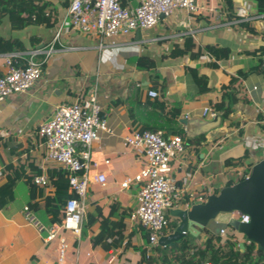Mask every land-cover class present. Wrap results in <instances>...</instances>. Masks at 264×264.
<instances>
[{
	"label": "crops",
	"instance_id": "crops-1",
	"mask_svg": "<svg viewBox=\"0 0 264 264\" xmlns=\"http://www.w3.org/2000/svg\"><path fill=\"white\" fill-rule=\"evenodd\" d=\"M43 1L49 4L46 11H50L54 21L52 27L29 24L17 30L5 17L0 23V36L20 40L25 51L52 43L71 0ZM122 1L136 4V0ZM232 2L240 18L233 22L224 20L226 12L222 0H200L198 13L177 11L153 29L140 31V34L134 31L126 36L100 40L93 35L64 31L42 66L41 78L26 92L0 103L2 186L5 183L2 171L9 164L17 166L21 174L28 177L32 173L48 177L58 167L45 159L44 145L37 134L38 126L51 117L55 107L71 104L79 93L95 90L101 117L106 120L111 133L100 132L99 140L92 144V158L98 163L92 174L103 173L106 183L104 186L92 184L88 190L86 215L79 238L66 234L72 245L71 251L78 250L79 263L140 264L139 249L148 250L146 230L130 218L137 208L139 184L130 181L127 187L121 186L139 172L142 157L125 146L124 138L137 129L155 127L168 139L177 135L175 132L184 131L180 119H207L202 116V110L220 101V88L228 84L230 76L258 64V58L245 52L264 43V14L258 13L255 0ZM240 22H251L257 34L236 29ZM186 38H190L196 47L216 45L226 48L230 51L229 57L219 62L216 69L206 67L205 59H190L189 54L170 58L174 46L180 47ZM3 55L0 54V75L4 71ZM141 58L145 59V65L152 62L154 67H139ZM190 68L199 69L200 74L207 77L211 88L208 93L198 95L197 86L188 74ZM239 85L240 95L248 102L234 105L227 123L222 120L221 127L195 137L185 133L184 151L171 162V176L185 190L182 200L173 209H185L198 203L199 197L207 199L217 195L223 188L240 182L249 166L264 158V119L259 118L260 112L264 115V77L252 73L241 78ZM149 91L156 92L157 97H149ZM153 100L165 102L168 109L179 113V117L168 121L166 115L150 105ZM105 159L109 160L108 165L103 164ZM237 159H243L244 164L226 165L227 161ZM26 183V178L18 180L13 187V200L5 206L0 205V264H53L56 245L44 242L23 218L30 191ZM44 189L46 193L52 191L49 185ZM115 201L126 216L122 243L117 249L108 251L99 246L92 247L90 239L101 228L97 210L106 218ZM89 203L92 207L88 206ZM90 211L92 219H96L92 225L88 223ZM35 214L44 225L51 224L43 211ZM232 217L237 218V215ZM169 220L163 236L171 234L178 225V219L170 213ZM220 229H225L226 237L219 235ZM228 234L238 237L242 252L250 243L230 226L209 221L195 236L186 235L165 247L153 246L149 254L151 264H211L210 255L205 251L206 241L212 239L217 246V239H226ZM183 240H188L190 247L181 249ZM222 251L227 252L226 248ZM241 262L231 263L228 258L218 261L219 264Z\"/></svg>",
	"mask_w": 264,
	"mask_h": 264
},
{
	"label": "built area",
	"instance_id": "built-area-1",
	"mask_svg": "<svg viewBox=\"0 0 264 264\" xmlns=\"http://www.w3.org/2000/svg\"><path fill=\"white\" fill-rule=\"evenodd\" d=\"M123 3L122 0H71L52 43L29 51L4 54L0 103L26 92L41 78L42 66L64 31L73 30L103 40L126 36L134 31L151 30L177 11L196 14L200 10V0H136L135 5ZM148 96L155 98L157 93L149 91ZM202 116L210 120L217 113L206 107ZM100 132L110 134L111 130L101 117L95 90L79 93L73 103L55 107L51 117L38 126L37 134L44 145L45 159L68 172V192L72 195L60 211L59 222L47 226L29 207L23 208L25 222L43 237L44 242L56 245L53 264H81L78 262V250L71 251L72 245L66 234L79 238L86 215L88 190L92 184L104 186L106 183L103 173L92 174V170L98 167L92 158V144L99 140ZM124 144L142 157L139 172L121 186L127 187L130 181L139 184L137 208L130 218L146 230L147 252H150L169 226V211L182 200L185 192L171 176V162L184 151V140L180 135L165 139L159 131L143 130L132 131L124 138ZM103 164L108 165L109 160L105 159ZM244 174L245 178L249 175L247 172ZM32 182L43 188L49 184L45 174L33 176ZM205 201L204 197L198 198L199 203ZM237 219L241 223L249 222L248 215L237 216ZM219 235L226 237L225 229H220ZM261 264H264V259Z\"/></svg>",
	"mask_w": 264,
	"mask_h": 264
},
{
	"label": "trees",
	"instance_id": "trees-1",
	"mask_svg": "<svg viewBox=\"0 0 264 264\" xmlns=\"http://www.w3.org/2000/svg\"><path fill=\"white\" fill-rule=\"evenodd\" d=\"M258 4V13L264 14V0H255ZM223 11L226 12L225 21L233 22L240 20L235 13V7L232 0H222ZM122 4L123 1H122ZM49 4L43 0H0V23L3 18L7 17L12 28L20 30L29 24H44L47 27H52L50 11H46ZM236 29L244 30L251 35L257 34L254 26L251 22H240L237 24ZM175 48L170 53V58L183 57L189 54L190 59L198 60L205 58V66L208 68H218L219 62L228 59L230 51L226 48H221L216 45H206L203 47H196L190 38L184 39L183 44L174 46ZM26 48L22 42L18 39H5L0 36V54H6L14 51H25ZM247 55L255 56L258 58V64L246 71H239L235 76H230V80L227 85L220 88L221 99L219 102L211 104V109L217 114L221 115L224 122L229 121V115L233 111V107L239 103H247L248 100L241 94V87L239 80L252 73H260L264 77V43L255 50L245 52ZM138 66L141 68L150 69L154 67V64L145 65V59L138 60ZM188 74L193 78L198 95L208 93L211 88L208 86V79L206 76L200 74L199 69H188ZM150 105L155 109L161 111L163 115L167 116V120L175 119L179 117L177 111L168 109L165 102H158L153 100ZM264 109V106H263ZM259 118L264 119L262 112L259 113ZM232 124H229L231 126ZM150 130L153 132L158 131L157 128H141L143 131ZM175 134L185 137V132L179 130ZM235 163L237 165H243V159L230 160L226 162V165ZM252 166H249L248 170ZM35 171V169H34ZM23 173V172H22ZM2 174L5 176V183L0 186V205L5 206L7 203L13 200V187L16 182L22 178H26V185L29 186V198L27 201V207L35 212L43 211L45 216L49 218L51 224L59 222L60 211L64 207L66 201L72 197L68 192V172L58 166L51 171L48 175V182L52 191L46 193L44 188H38L33 182L32 178L36 173H32L31 176L21 174L15 165H7L4 167ZM245 179V174L242 175L239 181ZM92 207V203L88 204ZM88 223L92 225V222L96 219H92L91 211L88 212ZM125 212L121 209L118 202H113L110 206V213L106 218H103L101 212L97 210V218L100 220V232L91 237L90 242L92 247L99 246L103 250L108 251L110 249H117L120 247L123 239V232L125 225L123 220L125 219ZM236 232V231H235ZM110 240V241H108ZM239 239L235 234H228L226 239H217L216 244L212 239L206 241V252L210 255L211 264H219V259L228 258L231 263L242 260L241 264H261L264 255L261 252L256 251V245L250 242L247 246H244L242 252L238 247ZM190 247L188 240H183L181 243V249ZM223 248H226L227 252H223ZM204 251V252H205ZM141 254L140 264H151L152 257L147 249H139ZM229 255V256H228ZM228 256V257H227Z\"/></svg>",
	"mask_w": 264,
	"mask_h": 264
},
{
	"label": "water",
	"instance_id": "water-1",
	"mask_svg": "<svg viewBox=\"0 0 264 264\" xmlns=\"http://www.w3.org/2000/svg\"><path fill=\"white\" fill-rule=\"evenodd\" d=\"M140 34V31H137ZM222 117L213 119L182 118L179 122L191 137L206 133L222 125ZM169 213L178 219L175 230L158 240L160 246H168L186 235L195 236L209 221L228 225L256 245L264 255V158L254 164L247 178L209 196L204 203H192L185 209H172ZM248 215L249 222L241 223L232 215ZM242 248L243 246L240 245Z\"/></svg>",
	"mask_w": 264,
	"mask_h": 264
},
{
	"label": "rangeland",
	"instance_id": "rangeland-1",
	"mask_svg": "<svg viewBox=\"0 0 264 264\" xmlns=\"http://www.w3.org/2000/svg\"><path fill=\"white\" fill-rule=\"evenodd\" d=\"M183 138H185V137H183ZM246 172L249 174V172H250V169L249 170H246ZM38 213V212H37ZM38 217V216H37Z\"/></svg>",
	"mask_w": 264,
	"mask_h": 264
}]
</instances>
